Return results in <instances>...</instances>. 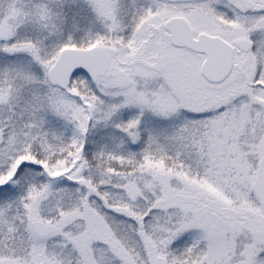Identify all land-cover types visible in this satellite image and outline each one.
<instances>
[{"label": "snow or ice", "instance_id": "6c2138e0", "mask_svg": "<svg viewBox=\"0 0 264 264\" xmlns=\"http://www.w3.org/2000/svg\"><path fill=\"white\" fill-rule=\"evenodd\" d=\"M0 264H264V0H0Z\"/></svg>", "mask_w": 264, "mask_h": 264}]
</instances>
